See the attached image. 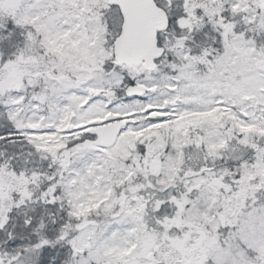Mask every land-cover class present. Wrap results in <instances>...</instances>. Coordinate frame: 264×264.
I'll use <instances>...</instances> for the list:
<instances>
[{"label": "snow or ice", "instance_id": "6c2138e0", "mask_svg": "<svg viewBox=\"0 0 264 264\" xmlns=\"http://www.w3.org/2000/svg\"><path fill=\"white\" fill-rule=\"evenodd\" d=\"M0 264H264V0H0Z\"/></svg>", "mask_w": 264, "mask_h": 264}]
</instances>
